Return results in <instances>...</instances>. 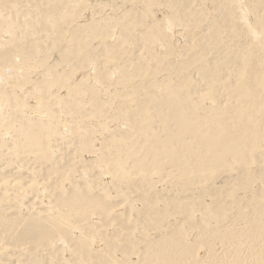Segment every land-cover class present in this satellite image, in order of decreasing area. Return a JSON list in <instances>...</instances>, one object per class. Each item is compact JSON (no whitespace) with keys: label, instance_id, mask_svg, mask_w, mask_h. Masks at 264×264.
<instances>
[{"label":"bare ground","instance_id":"6f19581e","mask_svg":"<svg viewBox=\"0 0 264 264\" xmlns=\"http://www.w3.org/2000/svg\"><path fill=\"white\" fill-rule=\"evenodd\" d=\"M139 1L144 13L129 0L125 8L131 11L122 8L128 21L136 19L132 44L141 47L142 64L131 70L130 63V71L118 63L126 48L118 26L103 32L105 20L97 24L87 0H0V159L25 169L18 163L31 158L62 180L73 155L85 158L84 171L97 166L100 177L112 175L93 187L74 181L66 191L57 182L44 220H29L21 238L45 247L63 238L74 248L71 264L88 258L100 264H199L200 255L201 264H264V0L215 1L222 17L212 18L210 34L199 39L193 37L196 20L179 21L187 41L197 40L185 46L189 59L174 67L178 81L159 77L164 64L174 66L176 34L171 41L169 31L177 19L166 10L157 17L165 0ZM191 2L182 10L195 13L199 5ZM80 10H88L85 21ZM64 29L69 41H63ZM98 32L110 35V41L99 37L110 51L81 54L84 75L58 90L51 79L63 75L75 55L73 43L96 40ZM188 67L197 80L191 70L186 74ZM147 73L149 81L135 78L132 84ZM114 117L119 121L110 126ZM220 168L233 174V187L227 179L215 185ZM160 176L173 195L157 207L159 197L142 189L151 190ZM237 188L253 190L237 197ZM131 192L142 202L140 223L156 236L142 230L132 239L128 213L112 203ZM175 213L181 216L159 231ZM102 226H119L120 232H97Z\"/></svg>","mask_w":264,"mask_h":264},{"label":"rangeland","instance_id":"374dc122","mask_svg":"<svg viewBox=\"0 0 264 264\" xmlns=\"http://www.w3.org/2000/svg\"><path fill=\"white\" fill-rule=\"evenodd\" d=\"M126 1L127 0H98V1L97 0L96 1L87 0V3H88V6L93 8V11L95 12L94 17L98 25L101 24L100 22L101 19L105 20V24L100 25L102 27L103 32L110 33V31L112 30L111 27L113 25L118 26V29H116L115 32L120 34L124 38V41L126 42V48H125L126 54L124 53L123 55H121L122 57L119 58L118 63L120 67L127 65L128 69L130 70L131 66L133 67L134 65H141L142 62H141V59L138 58L139 56H141L140 55L141 47H139V45L137 44H134V43L132 44L133 33H134L133 26L136 22V19L134 18V20L128 21L124 15L126 10L129 9V11H131V8L129 6L125 8ZM161 1H164V0H161ZM165 1H166L165 3L157 7V9L160 11L159 12L160 14L157 17L158 18L165 17L166 15L164 12L166 10L169 13H173L174 18L178 20V21L176 20V24H175L177 27L173 25L171 27V31H169V33L171 34L170 36L172 37L171 41L175 37L174 34H176V37H177V38L175 37L173 41V45L176 44L175 45L176 46V57H174L175 60H174L173 67H170V66L168 67L166 64L163 65L164 69L165 67L166 69L160 72L159 77L160 75H161V78L163 77V75L169 78L176 77L175 79L178 81L180 78L177 77L178 74L175 71L176 70L175 68H177V66L180 65L181 62H185L189 59V55L187 56L185 55L187 53L185 46L194 44L193 42H195V40L201 38L199 37L198 34H200V36L202 35V37L208 36L210 34L209 26H210V23L212 22V18L213 20H217V19L219 20L222 17V15L219 14L220 11L219 10L217 11V9L213 8V5H212L213 3L215 4V1L218 2L219 0H192L191 2L192 7L193 5L195 6L196 4L199 5V7L196 8L197 11L195 13H193L192 11L182 10L187 0H165ZM129 2L136 6L138 5L137 7L138 8L140 7V11L144 13L145 7L140 5L141 3L139 0L138 1L129 0ZM203 2L204 4H202ZM164 5H167V6L165 7ZM123 7L126 10H122ZM40 8H43V7L40 6ZM36 9L37 8H34V10ZM213 9H215V11L217 12H215ZM87 13H88V10L86 11L80 10L77 15L81 16V14H84L82 20L85 21L87 19L85 18V16H87ZM138 15H141V14H138ZM184 19L187 22L191 20L193 21L196 20L194 21L195 28L193 27V30H194L193 32L197 35H195L193 32L192 33L195 35V36L193 35V37L198 36V38L197 37H196L197 39L193 38L192 40L193 42L187 41L190 39L188 38L187 33L181 31L180 26L177 25L179 21L184 20ZM19 21H24V18H21ZM117 23H119L121 27L120 25H117ZM175 29H176V33H173ZM198 29L200 31H198ZM65 30L66 29H64V32H63V41H69L68 37L66 36ZM38 33L41 34V32H38ZM184 33L185 35H183ZM220 35L225 38L226 44H228L229 43V41L227 40L228 34L226 32L221 31ZM100 36H102V39L105 41L111 40L110 35L102 34L101 32H98V38L96 40L86 39V40H81V42L79 40H76L73 43V52L75 54L74 57L67 63L66 70L64 71L63 75H60L59 77H57V75L54 74L51 79V80L57 81L58 90L63 87V84L69 85L71 83V79L74 76L77 75L78 77H82L84 75V70H81V65L78 64V61H77L78 57L81 54L88 52V51L92 54H98L102 50H105V52L110 51L109 46H105L104 44L101 43V41L99 40ZM36 38L39 40L40 39L43 40V36L41 35L36 36ZM50 41H55V39H50ZM53 46L57 49L59 48L56 42L54 43ZM58 50L62 52L60 48ZM223 51L226 52L224 49ZM208 56L209 58H211V54L210 55L208 54ZM130 58L131 60H129ZM102 60L104 59L100 58L99 60L101 64H102ZM35 62H38L37 58L35 59ZM129 64H130V67H129ZM41 65H45V62H43ZM62 67H64L63 64H60L58 66V68H62ZM94 67L95 66H93V68ZM100 67L102 68V73L106 71V68L103 64L100 65ZM132 67H131V70H132ZM188 69L189 70L186 71L187 72L186 74L190 73L191 69L189 67ZM173 72H176L174 73L175 75L173 74ZM227 72L228 71H225L226 74ZM195 73L196 72L192 73V78L193 79L196 78L197 80L198 78L196 76L198 75H196ZM64 77H67V79H64ZM149 77H151L149 73H147V75L145 74L144 76H142V74H137L132 79V84L134 82H137L138 80L139 82L143 80L141 83L147 82L150 80ZM186 83L187 81L181 82V84H186ZM128 85H131V83ZM118 121L119 120H116L114 117L113 119L109 120V125L114 126L115 123H118ZM63 141L65 140L63 139ZM66 148H67L66 146H63L61 148L62 153H64ZM79 159L72 155V161L70 162V168L67 167L70 170H68L67 173H64L65 177H63L62 180L57 173H52L51 175L47 174V169L45 165H43V163L32 160L31 158L27 162L18 163V165L20 166H26L25 169L24 168L18 169L15 164L11 162L10 164L6 158L0 159V177H1L0 178V264H71L73 263V261H75L72 259L74 248H72L70 244L66 243L63 240V238H60V237L54 238L49 242L52 244L49 245L48 247H45L42 244H31L29 241L23 240L21 238V234L29 220H32V219L44 220V217L42 216V214H44L45 212L46 202L47 200H49V198H51V195L55 193L54 191H55V186H57V182H58V186H59L60 181L64 182V185L62 188H64V191H66L65 189L72 186L74 181L76 182L79 181L81 185L90 184L93 187L100 180V178H102L101 181L105 183L108 180V178L112 177L111 174H106L100 177L99 168L97 166H92L90 168L88 167V169L84 171L83 162L85 158H79ZM64 162L65 161L63 159L60 160L61 165ZM169 170L170 169L168 168L167 171ZM215 171L216 172L213 174V176H216L213 178L215 181V185L217 186L221 185V183L225 179H227L229 181L228 182L226 180L229 183L228 185L233 187V184H231L232 180H230V178L233 177V174H231L230 172H226L227 170L226 169L223 170L222 168H220L221 172L219 170L218 171L215 170ZM163 180L166 181V178L163 176H160L159 178L154 179V185L151 190H149L148 188L142 189L143 192H145L146 190L147 192L151 191V194L153 195L151 197L152 199H154V197L155 198L159 197L158 200L155 201L157 202V207L161 206L162 202L160 201H163L165 198L169 197V195H173L172 194L173 192L169 190H165L167 186L166 185L167 181L166 183H164L165 181ZM58 188L59 190L61 189L60 191H63L61 187H58ZM17 189L19 190L17 191ZM41 189L42 191L40 192ZM154 189H155L156 194H154L155 192H153ZM252 190L253 189L243 190V189L237 188V189L232 190V192H234V194H236L237 197H241L243 194L246 195L247 193L252 192ZM94 191L96 192L97 189H95ZM18 193H20V195ZM104 193H106V191H104ZM161 195L164 198H162ZM128 196H127L128 198L127 197L125 198L123 196H115V197L113 196L114 198H116L117 201H112V203L119 205L118 207L119 212L126 211L128 213L127 217L131 221L128 224V226L129 228L133 227V230L135 232L132 234V239L136 241L135 239L141 234L142 230L146 231V235L149 238L156 236L157 233H155L154 230H151V227L145 228L146 226L140 223V220H139L140 216L138 215L137 211H138V208L142 205V202H141V199L140 200L137 199L139 198L137 197L138 193L131 192L128 194ZM194 197L196 198V200L201 199L198 197L197 194H194ZM132 205H133V208H135L136 210L133 208H129V207H132ZM128 209H131L132 212L129 211ZM179 216H181V214L175 213V215L172 216V218L169 217L166 220H163V222H161L160 225H158L157 229L159 231L166 230L168 227H171L170 226V224H172L171 221H173L174 218L179 217ZM157 223L159 222L157 221ZM114 230L120 232V227L119 226H102L98 228L97 232L103 233L107 231L106 233L110 234ZM136 245L138 247L139 244L136 242ZM203 251H205V249H201L199 254H203ZM136 255L137 254L135 253L132 254L131 258L135 260ZM201 257H205V256L204 255L199 256V264H201V260H202ZM84 263L85 262H82V264ZM85 264H100V263L95 258H88Z\"/></svg>","mask_w":264,"mask_h":264}]
</instances>
